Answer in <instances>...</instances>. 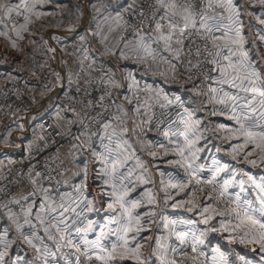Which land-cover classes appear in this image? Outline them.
<instances>
[{
  "label": "crops",
  "instance_id": "0c3cea01",
  "mask_svg": "<svg viewBox=\"0 0 264 264\" xmlns=\"http://www.w3.org/2000/svg\"><path fill=\"white\" fill-rule=\"evenodd\" d=\"M33 2V0H28V2ZM138 0H84L83 5V15L79 19L77 16L70 21H62L63 17H59L62 23H53L46 34L31 35L29 31H22L21 35L23 39H18L15 32L12 31V26L9 24L8 19H5L7 24L9 37L12 38L15 43L22 41L25 45L30 39L34 40L36 46H38L37 51L22 52L20 55H11V59L14 62L8 61L9 55L5 57L0 56V80L7 77L9 71L25 68L28 72H22L21 74L27 77L28 94L27 97L30 100L32 108L27 110L24 114H14L0 121V175L5 173V169L13 166L16 161L27 156L33 145L41 144L45 142L46 138L42 135V129L39 125L40 115H50L55 123V127L62 134L63 139L59 146V151L63 156L64 162L68 166V172L66 175V187L62 192H56L57 202L50 201L53 207H56V212L48 213L47 210L41 214H47L50 216H60L63 211L59 207L61 203L65 207H69V211L63 213V219L70 225L68 230L65 232L68 237L61 241L56 237L55 240L49 239L48 235L44 232V226H48L50 221L46 220L45 225L42 226L39 223L36 224L31 222V225L25 224L23 220L13 217L10 221H0V264H43L42 260L37 259L38 253L34 252V249L30 248V245L26 244L23 239V235H31L35 231L36 235L43 238V243L39 241H34L38 247L43 248L47 245L49 251L53 253L47 258V264H73V259L76 257V253L72 247L68 246L65 242L66 239L71 237L73 242H78L76 236L77 222L80 220L81 214H87L88 220L94 221L97 225H102L106 223V216L109 212L107 210V204L111 202V197L108 195L112 191L111 184L105 185L103 180L106 178L103 176L104 163L98 158L97 155H93V152L100 154L105 153V145H109L108 136L112 135L115 131V135L112 136V142L110 147L113 149L114 153L117 149V143L127 141L124 149H120L123 155L129 157L122 168L119 169V173H123L127 178L124 179L123 183L127 185L130 189H134L129 192L128 199L135 200L141 199L146 202V192L151 191L153 195L157 193V179H166L169 183L170 178H172V183L180 178H184L183 173L184 168H182L177 163H168L160 170L159 173L151 174V172L146 176L143 174L142 167L138 166V161L140 164H145L146 159L142 155V147L138 142L136 136V125L133 123L140 121V116L143 113L144 108L147 109L148 103L142 101V99L137 96L142 92L153 91L157 95L155 98L162 102H167L168 100L175 101V97L179 96L181 98L180 103L182 105L181 118L177 122L173 123L167 131L169 136L164 139V144L166 148L175 147L177 142L183 143V137H177L173 135V132L183 131L184 125L181 122L182 117L186 116V111L192 112V120H198L200 123L195 126V131L190 135V138H195L199 136L200 139L196 142L195 147L202 149L196 160V164L203 165L202 171H209L212 167L213 160L210 162L204 159L205 155L207 157L212 156L209 151L215 149L217 141L213 137H208L205 141L204 136L210 135V129L214 127L213 121L217 123L222 122V118L213 117L209 118L206 111L202 110L199 105V101L183 87L177 86L176 84H170L167 79L156 76L147 75V73H141V69L144 72L147 65L155 66V63L161 64L167 63L170 66L172 63L173 55L170 52L164 51L162 45L151 44L153 49H156V53L153 55H148L144 57L142 54L145 52L139 47V39L137 42L129 44L127 46V52L125 54V61L121 67V72L123 80L118 93V98L120 101V110L113 120H110L106 124L110 127L105 130L102 129L100 136L88 137L83 132H79L76 125V117L73 108L68 104L67 97L70 93L76 92L78 89L82 88L83 81L86 76L91 74H96L106 67V60L112 54H114L118 47V37L120 30L123 26V21L125 14L137 3ZM11 3L18 2V0H9ZM50 8H54V5L68 2L73 8L76 5V0H49ZM95 4L96 7L93 8L92 5ZM48 6V5H46ZM99 9V11H97ZM164 9V8H163ZM74 11V10H73ZM165 12V9H164ZM119 14V15H118ZM164 15V13H163ZM0 17H3L0 16ZM58 18V16H57ZM216 19H212L211 24L215 25ZM40 23L43 20H39ZM63 22L66 25H61ZM172 22L177 25V29L183 28L184 20L180 14L172 17ZM162 25L164 28H168L169 21L167 19L162 20ZM165 29V30H168ZM169 31V30H168ZM214 36L220 35L222 32L218 30L213 31ZM217 32V33H216ZM216 33V34H215ZM222 35V34H221ZM155 37L156 35H150ZM2 37V36H0ZM83 37V39H81ZM146 37V42L147 37ZM176 38V37H175ZM138 45V46H135ZM177 47V46H175ZM53 49L54 51H49ZM89 51L92 54L90 62L87 66L83 65V53ZM9 52V51H8ZM13 52V51H10ZM32 53V54H31ZM146 54V53H145ZM140 57V63L144 65L141 66L137 63L139 58L136 60L131 59V57ZM15 56V57H14ZM166 57L171 63H168L163 59ZM175 57V56H174ZM170 58V59H169ZM175 62V61H174ZM147 63V64H146ZM151 63V64H150ZM154 63V64H153ZM131 74V75H129ZM145 74V75H144ZM31 95V97H29ZM238 95V96H237ZM236 97L244 98L243 94H237ZM167 96V100L164 97ZM252 94L247 96L251 99ZM127 97V99H126ZM129 101V102H128ZM28 102V103H29ZM35 102H37L35 104ZM125 103L126 107H122ZM130 103V104H129ZM236 105H241L244 103L243 99H237L235 101ZM136 109H139L137 112ZM237 107V111H239ZM126 113V114H125ZM231 115V114H230ZM226 120L228 126L237 125L234 120ZM70 121H75L71 123ZM127 129V131H125ZM44 136V137H43ZM79 137V139H77ZM103 137V140H102ZM171 141V143L169 142ZM143 142V141H142ZM152 143V142H151ZM157 141L153 140V145H157ZM126 149V150H125ZM212 153V152H211ZM185 155H188L186 152ZM215 154V151L213 152ZM123 158V156H121ZM222 164H225L223 159H219ZM10 165V166H9ZM85 165H87V173L85 175ZM149 165L153 166L152 160L149 158ZM131 170V175L128 176V172ZM79 173V174H77ZM144 175L149 179V183H141L137 177ZM36 179V184L33 185L29 178L22 181L21 184L16 188L15 199L19 200L20 209L26 210L31 204L32 212L34 215L40 210L39 205L43 201L41 194L29 195V193L36 192V190L41 186L39 184L37 177L32 176ZM119 184L120 182L117 181ZM154 184V188H152ZM79 188V191H77ZM160 192V191H159ZM22 196H28L27 200L21 199ZM61 196L64 197L63 201ZM91 201L96 211H88L87 205ZM144 202L141 207L137 208L135 212H142L145 210ZM71 209H75L72 211ZM164 214L169 218H174V214L179 212L173 207L167 205L164 207ZM102 214V215H101ZM23 218V216L21 217ZM177 219V218H176ZM15 221V222H14ZM81 222V221H79ZM85 223V225L87 224ZM16 223L23 225L20 232L15 229ZM54 223V222H52ZM14 224V225H13ZM35 227H32V226ZM41 225V226H40ZM84 225V224H83ZM83 225H81L83 227ZM84 225V226H85ZM17 228V227H16ZM99 227H97V232ZM96 233H89L88 239H94ZM65 242V243H63ZM57 243L62 246L57 247ZM65 245V246H64Z\"/></svg>",
  "mask_w": 264,
  "mask_h": 264
},
{
  "label": "snow or ice",
  "instance_id": "6c2138e0",
  "mask_svg": "<svg viewBox=\"0 0 264 264\" xmlns=\"http://www.w3.org/2000/svg\"><path fill=\"white\" fill-rule=\"evenodd\" d=\"M44 2H47V0H33V3L31 4L28 3V0H18L17 3H11L8 2V0L0 2V10L4 11V16L0 17V28L7 29L8 26L5 23V19L7 18L11 20L13 13H15L16 17L23 15L25 22L19 25V27H16V25L13 24L11 29L15 32L18 39H23L21 32L28 31V24L31 22L29 14H34L37 18H39L41 13L36 12L35 9L37 4ZM217 2L221 7L224 5V0H217ZM226 2L229 10L233 12L237 19L233 21V24L236 26L229 27L228 31L225 32L224 35L231 40L232 44L239 45V59L235 63L232 62L231 58L233 55H236V53L229 48V55L223 57L224 60L229 62L226 66H221L215 57L211 63L217 66L214 70H218L221 74V78L217 81L218 83H227L232 87L241 88L246 93L250 92L252 96L251 99H248L247 97L240 98L232 96L228 92H224L223 97L219 98L217 102L225 104L226 107L228 101L232 102V106L229 109L231 112L229 119L234 120L238 127L226 128L224 124H221L219 125V128L224 129L230 134L227 138L242 140V143H237L231 146L230 154L233 159H236L241 152H244V161L253 167H256L257 159H248L249 156L255 154L260 161V166L264 167V78H262L249 63L248 54L243 50L244 38L241 35L239 26V13L235 11V6L233 5L232 0H226ZM261 2H264V0H261ZM156 3L165 9L164 15L160 17V20L167 19L169 21V31L165 33L160 20H157L155 22L154 29L157 35L155 37H147V41L150 42H146V37L139 35L137 32L136 35L139 38V47L146 54L154 56L156 49H153L151 44H159L163 42V50L174 53L175 58H179L180 49L173 50L172 48L173 34L177 28V25L172 22V17L176 16L178 12L185 22L184 27L180 28L181 36H183L185 30L190 26L192 28H196V16L200 15V27L206 33V35L202 36L201 39L211 40L213 47L219 48L216 44V40L220 38L215 37L212 33L214 30H219L220 26L219 24H210L209 20L215 18L209 17L206 12H203V10L201 13H197L195 11L196 0H182V2L179 3L178 0H156ZM206 6L207 8H212L213 0H208ZM92 7L95 8L96 5L93 4ZM148 7L153 9L152 4H149ZM97 11H99V9H97ZM156 11H158V9H154L152 11L151 18L155 17ZM140 15L142 17L145 15L143 10L140 11ZM141 23H143V21H141ZM199 31L200 29H197L198 33ZM0 36L5 37L6 39H11L9 37L8 30H0ZM81 39H83V37H81ZM261 39H264V36H262ZM175 43L182 46L184 41L183 39H176ZM12 47H17L15 41H12ZM225 47H227V45H225ZM49 51L54 50L49 49ZM204 51L207 52L208 55H212V52L209 50L207 44L204 45ZM195 55L197 57L201 55V49L199 47L196 48ZM221 55L222 53L219 50L215 53L216 57ZM121 56L124 57V54L121 53ZM163 59H165L166 62L171 63V61H169L166 57ZM189 64L191 65L189 71H191L192 68L199 69L200 67L199 64L192 65L191 61H189ZM174 67L175 66L173 65V68ZM228 69H231L233 73L230 78L227 71ZM241 73L243 75H241ZM208 78L209 77L205 75V79ZM189 79H191V77H189ZM237 80L240 81L239 84L236 83ZM245 81H247L248 86H244ZM108 83H110L113 87H120V85L115 81L109 80ZM210 91L213 94H216L223 91V89L211 88ZM106 95L108 94L106 93ZM104 99V95L99 97V101H103ZM164 99L167 100V96H165ZM213 99H216L215 95L213 96ZM237 99H243L244 103L236 105L235 101ZM180 100L181 98L179 96L175 97L176 102H180ZM173 102L174 101L172 100H168L169 104ZM89 106H94V102L89 100L85 104V107L87 108ZM164 106L165 105H161V107ZM237 107H239V111H237ZM136 111L138 112L139 109H136ZM185 111L186 116L182 117L181 120L184 125V130L172 133L177 137L182 136L183 143L181 144L177 142L172 151L179 157V160L175 161V163L184 167V171L188 176V181L187 183L183 181L172 183V178H170L167 187L176 188L179 192H183L186 188H188L189 184H191L193 180H195L197 185L201 183L212 185V188L208 193L209 198H212L213 192L218 191V195L214 199L218 202L221 198H227L229 206L223 210H218L212 205L202 206L198 203L199 198L196 195V192H203V188H193L191 190V198L186 201L174 203L171 206L173 208H184L187 212H193L195 209H199L198 215L200 219L198 221L188 218L169 219L167 216L161 215L163 227L168 230V235L155 237L142 236L141 233L148 230L142 221H144L145 217H151L155 215V213L147 212L140 214L135 212V210L141 207V204L145 201L143 198L135 200L128 199L129 192L134 189H130L123 183L124 179L127 177L123 173H119V169L122 168L127 159H129L128 156L123 155L120 151V149L125 148L127 141H123L122 143L118 142L117 149L114 153L113 149L110 147L112 136L115 135V131H113L112 135L107 137L109 145L104 146L106 154H97L93 152V155H97L104 163L102 171L103 176L106 178L103 180V183L105 185L111 184L112 186V191L108 193L111 197V202L107 204L109 215L107 216L106 223L97 225L96 222L89 220L83 228H76L78 242L74 243L71 237L67 240L68 246L74 247L76 252L81 253L89 264H91L93 259L100 262V264H185V260H190L192 264H198L199 257L204 255V253L200 250L201 246L205 244L207 236L210 232L217 231L228 232L229 242L238 241L241 244L258 243L261 251H264V175L254 177L245 172L242 168L236 169L229 164H222L220 161L214 159L210 169L211 175L207 179L202 180L198 174L202 171L203 165L195 163L199 158L197 153L202 151V149L195 147V144L200 137L195 136V138H190V135L195 131V126L198 125L200 121L192 120V112L187 110ZM212 114L216 115L217 113L214 111ZM117 119H119V117H117ZM70 122L74 123L75 121ZM80 122L83 123V120L81 119ZM103 127L107 130L110 125L104 124ZM125 131H127V129H125ZM163 134L165 137L169 136L168 131H165ZM77 139H79V137H77ZM169 142L171 143V141ZM160 147L163 148L164 145H160ZM245 149H248V151L245 152ZM219 150L220 149H217V151ZM167 152L168 149L165 148V154H167ZM186 152L188 155H185ZM150 155L156 156V153L152 152ZM121 156H123V158H121ZM137 163L138 166L143 167L139 161ZM84 171L86 175L87 165H85ZM221 173H225L226 178L218 179ZM40 175V172H36V177H39ZM130 175L131 170L128 172V176ZM237 175H240L241 178L236 179ZM245 176L247 179L243 178ZM137 179L141 183L150 182L144 175L137 177ZM29 180L33 185L36 184V179L31 176V169L29 170ZM117 181L120 183L118 184ZM229 189L238 190L229 191ZM249 189H251V192ZM0 191H2V189H0ZM77 191H79V188H77ZM37 193L42 195L43 201L39 205L40 210L36 213V219L42 226L45 225L46 220L50 221L48 226H44V232L48 235L49 239L55 240L56 237L52 235L51 228H55L57 233H63L70 227V225L63 219V213L69 211V207H65L64 204L61 203L59 207L62 208L63 211L60 213L59 217L42 216L41 213L45 212V210H47L48 213L56 212V207H53L50 203H46L51 199L48 196V189L40 187L36 190V192L29 193V195L34 196ZM146 196V203H155V196L150 190L146 192ZM21 199L27 200L28 196H22ZM63 199L64 197L61 196L62 201ZM165 199H172L171 195L167 192V188H165ZM14 202L19 203V200ZM185 204H187L188 207L185 208ZM5 207H7V205H5ZM32 207L33 205L30 204L25 210V224L31 225V221L28 217L32 214ZM71 210L75 211V209ZM87 210L96 211L97 209H95L92 202L89 201ZM112 213L115 214L113 215ZM12 216L13 214L11 213V210H9V218L11 219ZM216 216L221 218L219 220V228L210 223ZM149 223H151V221H149ZM198 224H203L206 227L200 228L197 226ZM112 225H115V227H112ZM16 226L18 230L23 228V225L19 223H16ZM32 227L35 226L33 225ZM97 227H99L98 232ZM157 227H159V224H157ZM89 233H96L95 238L89 240ZM22 235L25 242L34 248L39 254L37 259L42 260L43 264H47V258L50 255H53V253L49 251L47 245L40 248L36 243H34V241L43 243V238L37 236L35 231H33L31 235H24L23 233ZM112 237H115V239H112ZM172 237H175L179 246L169 243V240ZM64 239L65 237L61 235L60 240L63 241ZM145 240H154V246L150 244L147 250H145L142 243ZM61 246L62 245L60 243H57V247ZM186 247H190L192 253H195V255L190 256L186 251ZM82 248L83 251L81 252ZM212 251L215 253L213 264H229L227 254L221 251L219 246L213 248ZM170 253L172 255H170ZM177 253L183 255L185 260L177 261V259L174 258ZM237 259L241 262V264H248V261L243 256H237ZM76 260L77 264H80L79 255L76 257Z\"/></svg>",
  "mask_w": 264,
  "mask_h": 264
},
{
  "label": "rangeland",
  "instance_id": "374dc122",
  "mask_svg": "<svg viewBox=\"0 0 264 264\" xmlns=\"http://www.w3.org/2000/svg\"><path fill=\"white\" fill-rule=\"evenodd\" d=\"M0 2H4V0H0ZM8 2H9V0H8ZM138 2H139V0L137 1V3ZM179 2H180V0H178V3ZM207 2H208V0H199L198 3L196 2L195 11L197 13H201V11L203 10V12H206L209 17H214L216 19L215 20L216 24H219V26H220L218 31L222 32L221 33L222 35L220 34L218 36H216L217 32L215 33L216 34L215 37L220 38V39L216 40V44L219 46V48L213 47L211 40L201 39V37L206 35V33L200 27L201 16L197 15L196 16V28H192L190 26L189 28H187L185 30L183 36H181L180 29L179 30L177 28L175 29V32L173 34L172 48H173V50L180 49V56H179V58H175L174 53H171L173 55V59H174L172 61V63H174V64L167 66L166 65L167 63H163V67H162L161 64L155 63V66L154 65L153 66L147 65V68H145L146 70L144 72H142L141 69L139 70V72L147 73V75L161 76V77L167 79V81L170 84L172 83V84H176L177 86L183 87L184 90H187L188 92H190L192 95L195 96V98L199 101L200 107L202 108V110L206 111V113L209 115V118L213 117L216 120V118L219 117V118L223 119L221 123H217V122L213 121L212 123L214 124V127H212L210 129L211 134L206 135L203 138V139H205V141H207V140H211V139H208V137H213L217 141L216 147L213 151H212V149L207 150V151H209V153L212 156L207 157V154H206L204 157V159H207L206 161L210 162V160H214V159L219 161V159L220 160L223 159L224 162L226 161L225 162L226 164L231 165L233 168H236V169L242 168V169H244L245 172L249 173L250 175H252L254 177H259L261 175H264V167L260 166V161L257 158V156L255 154H253L252 156L248 157V159H257V166L256 167H253L252 165H250L244 161V159H243L244 152H241L240 155L236 157V159H233L232 155L230 154L231 153V146L235 145L237 143H242V140H237L234 138H227L230 136V134L227 131H225L224 129L219 128V125H221V124H224L226 126V128L238 127V125L228 126L227 125L228 123L226 122V120H224V119L230 120L229 116H230L231 112L229 109L232 106L231 101L227 102V107L225 106V104H220L217 102V100L219 98L223 97L224 92H228L232 96H236L239 93V94H243L245 97H247L251 94L250 92H248V93L244 92L241 88L232 87L231 85H229L227 83H225V84L218 83L217 81L221 78V74L218 70H214L217 68V66L215 64L211 63V61L215 57V59H217L219 61V64L221 66H226L229 62L227 60H224L223 57L229 55V50H228L229 48H231L232 51L236 53V55H233L231 58L232 62L235 63L239 59V52H240L239 45L232 44L231 40L229 38L225 37V35H224L225 32L228 31L229 27H235L236 26L233 24V21L236 20L237 17L233 14V12L231 10H229L226 0H224V5L222 7L219 6V3L217 2V0H213L212 8H207V6H206ZM15 3H17V2H15ZM28 3L31 4L33 2L29 1ZM232 3L235 6V11L239 13L238 21H239V26H240V30H241V35L244 38L243 50L246 51L248 54L249 63L259 73V75L262 78H264V39H261V37L264 36V2H261V0H232ZM49 4H50L49 0H47V2L37 4L35 11L41 13L39 18H37L34 14H29L31 22L28 24V31L30 30L31 35L33 34V35L41 36L40 34H43V33L46 34L45 32L48 30V28H51L50 26L53 23H62L59 20V17H63L62 21H70L71 19H74V17H76V16H77V19L78 18L80 19L83 15V5L85 4V2H84V0H76V5H73L72 9H70L71 6L68 4V2L61 3L58 5H54V8H50ZM46 5H48V6H46ZM157 5L160 7L161 13L163 16V13H164L163 7H161L159 4H157ZM127 14H128V12L125 14L123 26H122L121 30L124 27V22H125ZM178 14H179V12H178ZM2 15L4 16V11L0 10V16H2ZM57 16H58V18H57ZM39 20H43V22L40 23ZM8 22H9V24H11L12 27H13V24H15L16 27H19V25L23 24L25 21L23 19V15H21L20 17H16L15 13H13L12 19L11 20L8 19ZM160 23L162 24V20ZM209 23L211 24L212 21L209 20ZM61 25H66V24L63 22V24H61ZM182 27H184V25ZM154 29H155V25L150 28V30H149L150 32H148V33L143 32L140 35H142V36H150L153 34L157 35V33L154 31ZM165 29H168V28L163 27V31L165 33H167L169 29L168 30H165ZM197 29H200L199 33L197 32ZM121 30H120L119 37H118L119 43H118L117 50L114 54H112L110 56L111 58H114L115 62H118L117 65L120 66V69H122L121 65L125 61H127L124 58L125 57L124 53L127 52V46L129 44L137 42L138 41L137 39H139L138 36L133 37V38L130 37V38H127V41L123 43L120 40L121 39ZM143 30L147 31V29H145V28ZM212 35H214V34H212ZM187 36H189L188 41L185 40V37H187ZM176 39H183V41H184L183 45L182 46L177 45L175 43ZM198 39L202 40L205 44L210 45V47H211L210 51L212 52V55L211 56L209 55L208 59H205V63H204L205 66H203V63L201 62L200 67L201 66L204 67V69L203 68L201 69L202 72H204V73L201 72L202 76L201 75H194V74H192L191 71L188 72L187 71L188 68L186 67V69H185L183 64L181 66V63L184 61V59H185V62L187 59V63H189V61H191L192 65L200 64V63H198L199 59L197 56L194 55L193 56L194 60L191 59L192 55L194 54L193 52L195 51L193 48L194 47L196 48L199 45ZM12 41H13L12 38L6 39L5 37H0V56L5 57L6 55H9L10 53H11V55H15V56L18 55L19 56L20 53H22V52L26 53L29 50L37 51L39 49L38 46L35 45L33 39H30V41H27V43H25V45H23L24 43L22 41H18L16 43L17 47H15V48L12 47ZM160 44L162 45L161 46L162 49H164L163 42H161ZM225 45H227V47H225ZM135 46H138V45H135ZM175 46H177V47H175ZM218 50L221 51L222 55L219 57H216L215 53ZM10 51H13V52H10ZM121 53L124 54V57L121 56ZM142 55L144 57H148V54L144 53ZM143 56H138L139 60L137 61V63L141 66L144 65L143 64L144 62L140 63V62H142L140 57H143ZM189 56H190V58H189ZM9 57L10 58L7 60L14 62V60L11 59L12 56L9 55ZM138 58L136 56L131 57V59H133V60H135V59L137 60ZM196 59H198V60H196ZM82 62H83V60H82ZM173 65L175 66L174 68H173ZM187 65H188V67L191 66L189 64H187ZM17 70L18 71H16V70L9 71V74H7L8 76L5 77L4 79L0 80V121L4 120L7 117L14 115V114H19V115L24 114L27 110L31 109L33 106V104L31 105L32 102L30 103L29 102L30 100L27 97V94H28L27 81H28V79L25 76V74L24 75L21 74V71L23 73L24 72L27 73L28 71L25 68L17 69ZM227 71L229 73V78H230V76L233 74L232 70L228 69ZM91 75H93V74H91ZM205 75H207L209 78L205 79ZM241 75H243V74L241 73ZM189 77H191V79H189ZM122 80H123V76L121 75L120 79L114 78L111 81H115L120 85ZM236 83L239 84L240 81L237 80ZM11 84H16V89L10 93L9 100H7L8 96L6 97V100H5L4 95L8 94V92H6V91H7V89L10 88ZM244 86H248L247 81L244 82ZM211 88H217V89L222 88L223 91L218 92L216 94H213L210 91ZM119 89H120V87H113L111 85L110 90H111L112 95H114L115 98H117V99H119V101H121L122 99L118 98ZM154 95H157L156 92L154 93L153 91H149V89L147 91L142 92L140 95H137L142 99V101H146L148 103V107H146L147 109L144 108L145 111H143V113L141 114L139 123H137V122L133 123L134 126L135 125L137 126L135 128L136 129V136L139 139L138 142L141 144V147H142L141 152H142V155L144 156V158L146 159V163H147V165L143 164V167H142V170H143L142 172L146 176L150 172H151V174H154L155 172L159 173L160 170L163 169V167L166 165V162L171 164V163H175V161L179 160V157L172 151V149L175 147L167 148L168 149L167 154H165L166 146H164L163 148L160 147V145H162L160 143L164 142V139L166 138L165 136L158 138L156 135L151 133V131H149V129L146 128V120H144V116L148 115V117H149L151 115V107H152L154 102H159V103L165 104V105H171L174 103L173 102V103L169 104L167 102H162V101L158 100L157 98H155ZM214 95L216 96V99H213ZM29 97H31V95H29ZM36 103L37 102H35V104ZM122 107L123 108L126 107L125 103H123ZM73 111H74V114L76 117V125H75L76 129L79 132H83L88 137L89 136L94 137L90 133H88L86 130H80L79 128H77L79 112H78V110H75L74 107H73ZM214 111L217 113L216 115L212 114ZM117 114L114 115L112 120L115 117H117ZM180 116L178 117V120H180V118H181ZM54 125H55V123H54ZM42 135H44L46 138L45 142L41 143V144H44V143L48 142L49 138L44 134V132L42 133ZM153 140H156L158 144L153 145ZM61 142L62 141H60V143L56 145L55 149H57L56 154L58 155V157H60V160L63 163V166L65 167V174L63 175V177L66 180V175L68 172V166L64 162L63 156H62L61 152L59 151V146H60ZM41 144H36V146L37 145L40 146ZM217 149H220V150L217 151ZM214 151H215L216 155H213ZM244 151L246 152V151H248V149H245ZM152 152H155L156 156L150 155V153H152ZM149 158L152 160V163H153L152 168L149 165ZM18 162H19V160L16 161L14 164H12L13 166L9 165L10 167H8V169L16 168ZM178 165H180V164H178ZM182 168H184V167H182ZM5 170H7V169H5ZM183 173H184L185 177L184 178L182 177V178L176 180L174 183H176L177 181H183V182L187 183L188 176L184 170H183ZM3 174L0 175V178L3 177ZM198 175L202 180L207 179L211 175V171L210 170L207 171L205 169V171H200ZM31 176L36 177V171L31 170ZM43 177H44L43 175H40L39 177H37L39 184H41V186L43 188L48 189V196L51 198V202L52 201L57 202L58 198L55 195L56 192H62L66 186L61 190H57L56 186L50 185V184H45ZM28 178H29V172L26 173V175H24L23 177L18 179L16 184L12 187L10 194L8 195L9 201L5 200L2 197V195L0 194V221L6 220V221L11 222L13 220V217L16 218L14 220H17V217H18V219H21V220H23V222H25V214H24L25 210H21L20 204L14 202V201H16L14 195H15L16 188L21 184L22 181H24ZM220 178H226V174L221 173L220 177H218V179H220ZM240 178H241V176L237 175L236 179H240ZM243 178L247 179L246 176ZM157 180H158L157 181V185H158L157 190L158 191L154 195L155 196V203L154 204H148V203L144 202L143 205H144L145 210L142 212H137L140 214H144L147 212H154L155 213V215H153L151 217H145L144 221H142V223H144L148 229L147 231L141 233V235L144 237H148V236L155 237V236L168 235V230L163 227V221L161 220V215H165L163 212L164 207L166 205L171 206L174 203H178L180 201L188 200L189 198H191V190L193 188H196V189L203 188V192H200V191L196 192V195L199 198L198 203L201 204L202 206L212 205L213 207H216L218 210H223L229 206L227 203V198H221L217 202L214 199L217 196L214 192L212 193V198H209L208 193L210 192L212 185H207V184H203V183L197 185L195 183V180H193L192 183L189 184L188 188H186L183 192H179V190L176 188L167 187L168 182L166 179H164V178L161 179L159 177ZM65 183H66V181H65ZM153 186H154V184H152V188H154ZM165 188H167V192H168V194L171 195L172 199H168V200L165 199ZM237 190L238 189H229V191H237ZM249 191L251 192V189H249ZM5 205H7V207H5ZM184 207L186 208V207H188V205L185 204ZM174 209L178 210L179 212L174 214L173 215L174 218H172V219L188 218V219H193V220H197V221L200 219V217L198 215L199 209H195L193 212H187L184 210V208H180V207H176ZM9 210H11V213L13 214L11 219L9 218ZM112 214L114 215L115 213H112ZM41 215L47 217L48 213L47 214H41ZM22 216H23V218H21ZM104 216H106V219H107V215L104 214ZM88 218L89 217L86 213L81 214L80 220H79L81 222H79V221L77 222V225H78L77 228H83L85 223L87 222ZM28 219L31 222H34V220H35L36 224L39 223V221L36 219V215H34L33 212L31 214V216L28 217ZM169 219H171V218H169ZM220 219L221 218L219 216H216L210 223L215 225L217 228H219L220 227V224H219ZM149 221H151V223H149ZM157 224H159V227H157ZM81 225H83V227ZM197 226L200 228L206 227L203 224H198ZM16 227L17 226H15V229H17ZM112 227H115V225H112ZM182 227H184V226H182ZM17 231L20 232V230H18V229H17ZM51 233H52V235H54L57 238H59L61 235H63L66 238L68 237V235H66L65 232L57 233L55 228H51ZM228 236H229V233L224 232V231L210 232L207 236L205 244L203 246H201L200 250L204 253V255L199 257L198 264H213V258L215 256V253H213L212 249L217 247V246L220 247L221 251H223L227 254L229 264H241V262L237 259V256L245 257L246 260L248 261V264H264V251H261L258 243L241 244L238 241L237 242H229ZM112 239H115V237H112ZM67 240L68 239L65 240L66 243H67ZM65 242H63V243H65ZM142 243L144 245L145 250H147V248L149 247L150 244L154 246V240L153 241L145 240ZM169 243L172 245L179 246L178 241L175 240V237H172L169 240ZM30 248L34 249L31 246H30ZM72 249L76 253V257L78 255L80 256V264H89V262L86 260V258L83 255H81V253H77L74 247H72ZM82 251H83V248L81 249V252ZM186 251L188 252V254L190 256L195 255V253H192L190 247H186ZM34 252L36 253L35 249H34ZM170 255H172V254L170 253ZM76 257L73 259V264H77ZM174 258L177 259V261L185 260V257L179 253L175 254ZM35 264H39V263L35 262ZM61 264H64V263H61ZM91 264H100V262L93 259L91 261ZM185 264H192V262L190 260H185Z\"/></svg>",
  "mask_w": 264,
  "mask_h": 264
},
{
  "label": "built area",
  "instance_id": "2783aa9c",
  "mask_svg": "<svg viewBox=\"0 0 264 264\" xmlns=\"http://www.w3.org/2000/svg\"><path fill=\"white\" fill-rule=\"evenodd\" d=\"M199 0H196L198 3ZM182 2V0H180ZM152 4L153 10L156 11L155 17L151 18L148 15L150 14L147 10L144 11L145 15L142 17L140 11L144 10V6ZM152 16V13H151ZM162 16L161 9L157 5L156 0H139V2L128 11L126 19L124 22V27L121 30V42H126L127 38L137 37L136 33L139 35L143 32H150V28L155 25L157 20H160ZM143 21V23H141ZM161 22V20H160ZM135 28V32H134ZM147 29L144 31L143 29ZM185 40H189V36L185 37ZM198 46L201 49V55L198 57V60L201 65L205 66V59H208V53L204 51L205 43L202 40L198 39ZM196 47V48H197ZM196 48L193 49L196 51ZM209 50H211L210 45H208ZM194 54L191 59L194 60ZM196 56V55H195ZM92 54L89 51L83 53V65L87 66L90 62ZM190 58V56H189ZM106 67L101 70L99 73L86 76L83 81L82 88L78 89L76 92L70 93L67 97L68 103L71 107L78 110V126L80 130H86L92 136H100L104 124L112 120L115 114L120 110V101L115 98L111 93V84L108 83L109 80L114 78L120 79L122 72L120 66L117 65L118 62H115L114 58L108 57L106 62ZM189 68L187 64V59L181 63V66ZM190 65V64H189ZM201 66L199 69L192 68L191 72L194 75L202 72ZM206 68V67H205ZM204 73V72H202ZM12 79V78H11ZM16 89V84H11L10 88L7 89L8 92L5 96V100H9V95ZM106 93L108 95H106ZM104 95L105 99L99 101V97ZM94 102V106L85 107V104L89 101ZM5 104V103H4ZM159 102H154L151 107V115L148 117L144 116L146 120V128L151 131L158 138L164 136V132L175 122H177L178 117L182 113V105L178 102H175L171 105H165L161 107ZM83 120V123L80 120ZM39 125L42 128L44 134L49 138L48 142L41 144L40 146L33 145L29 151V154L21 158L17 164L16 168L7 169L3 174V177L0 178V194L5 200H8V195L10 194L12 187L16 184L19 178L26 175L29 170L40 172L44 177V183L56 186L57 190H61L66 186L65 178V167L60 160V157L56 154L57 149L56 145L62 141V134L55 128L54 120L50 115H42L39 118ZM218 195V191L214 192Z\"/></svg>",
  "mask_w": 264,
  "mask_h": 264
},
{
  "label": "bare ground",
  "instance_id": "6f19581e",
  "mask_svg": "<svg viewBox=\"0 0 264 264\" xmlns=\"http://www.w3.org/2000/svg\"><path fill=\"white\" fill-rule=\"evenodd\" d=\"M143 8H144L143 11H145V12H146L147 10L149 11L150 14H149L148 16L151 17V13H152L153 9H150V8L148 7V5L144 6ZM198 74H201V72L198 73Z\"/></svg>",
  "mask_w": 264,
  "mask_h": 264
}]
</instances>
